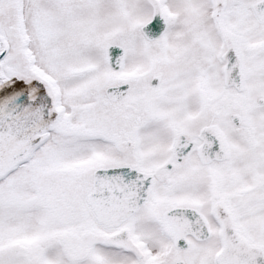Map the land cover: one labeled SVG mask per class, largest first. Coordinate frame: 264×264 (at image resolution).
Returning a JSON list of instances; mask_svg holds the SVG:
<instances>
[{
  "label": "snow or ice",
  "instance_id": "6c2138e0",
  "mask_svg": "<svg viewBox=\"0 0 264 264\" xmlns=\"http://www.w3.org/2000/svg\"><path fill=\"white\" fill-rule=\"evenodd\" d=\"M0 264H264V0H0Z\"/></svg>",
  "mask_w": 264,
  "mask_h": 264
}]
</instances>
